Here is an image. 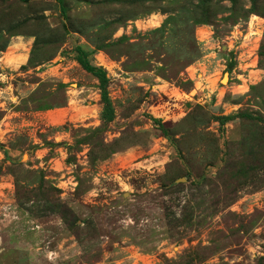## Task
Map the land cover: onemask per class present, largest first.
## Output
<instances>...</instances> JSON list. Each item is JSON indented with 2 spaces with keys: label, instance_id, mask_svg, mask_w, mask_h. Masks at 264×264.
<instances>
[{
  "label": "rangeland",
  "instance_id": "1",
  "mask_svg": "<svg viewBox=\"0 0 264 264\" xmlns=\"http://www.w3.org/2000/svg\"><path fill=\"white\" fill-rule=\"evenodd\" d=\"M62 5L0 0V264H264V0Z\"/></svg>",
  "mask_w": 264,
  "mask_h": 264
},
{
  "label": "trees",
  "instance_id": "2",
  "mask_svg": "<svg viewBox=\"0 0 264 264\" xmlns=\"http://www.w3.org/2000/svg\"><path fill=\"white\" fill-rule=\"evenodd\" d=\"M23 1V0H19ZM58 3L61 5L62 11H64V7L62 5L63 0H57ZM75 56L74 61L80 66V68L85 71L86 73L90 74L92 77H94L98 81V89H99V95H100V102L102 104V111L99 115V118L103 122H110L113 118V108L110 103V99L108 97L107 92V82L108 78L106 75V72L104 69L100 67L93 66L89 63L87 60V53L80 47L75 48ZM237 117H244L248 118V115L246 114H236V115H229V116H219L215 117V119L219 122L220 125H223L225 122L233 120ZM148 119L152 123L154 128H157L161 131L162 135L166 136V131L162 126L161 120L156 119L152 116H148Z\"/></svg>",
  "mask_w": 264,
  "mask_h": 264
},
{
  "label": "bare ground",
  "instance_id": "3",
  "mask_svg": "<svg viewBox=\"0 0 264 264\" xmlns=\"http://www.w3.org/2000/svg\"><path fill=\"white\" fill-rule=\"evenodd\" d=\"M158 21L154 20V21H151L152 24H157ZM223 82H225V78L222 80Z\"/></svg>",
  "mask_w": 264,
  "mask_h": 264
}]
</instances>
